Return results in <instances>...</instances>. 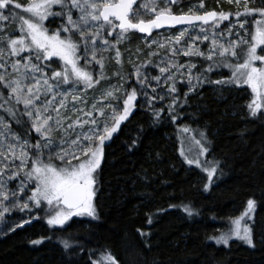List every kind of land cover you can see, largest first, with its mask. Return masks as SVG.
Instances as JSON below:
<instances>
[{
    "label": "snow or ice",
    "instance_id": "obj_1",
    "mask_svg": "<svg viewBox=\"0 0 264 264\" xmlns=\"http://www.w3.org/2000/svg\"><path fill=\"white\" fill-rule=\"evenodd\" d=\"M179 2L142 0L138 4L137 0H27L21 4L18 0H0V22L12 20L19 24L18 36H0V109L17 125L22 126L25 116L31 125L24 129L21 138L11 131L9 123L0 115V221L12 211L25 212L29 217L16 224L11 231L23 228L24 224L30 225L32 219H39L36 211L45 212L50 226L63 227L73 217L99 218L94 199L106 141H111L121 124L128 120L137 106L138 96L149 107L157 99H164V96L156 94V88H151L153 95L148 94L151 83L144 69L152 63L149 59L134 65L133 74L139 93L135 86L125 89L123 83L127 82V77L115 72L113 75L120 83L104 92L103 99H107L108 104L97 107L99 101H94L90 111L77 107V102L87 105L86 96H81L77 90L79 86L82 85L87 92L100 80L108 78L104 72L108 57L103 53L113 51L115 55L112 59L117 65L121 64V51L117 45L129 33L139 32L151 37L154 30L186 26L164 42L156 39L150 43L145 41L149 49L153 44L158 48L168 46L170 55L161 57L160 63L164 66L155 65L160 75L152 76L151 80L157 86L167 85L165 94L170 97L167 110L171 120L180 118L179 109L189 103V95H199L198 89L205 84L219 86L216 91L221 92L224 88L247 85L254 94L247 105L250 115L255 117L264 109V0L255 7H249L250 3L255 4V0H243V12L237 11L234 15L240 29H245L251 17L254 32L249 39L236 33L237 39L227 40L226 44L218 42V37H223L224 32L216 29L229 20L232 13L207 11L197 14L190 8L188 13L181 10V14H175L171 6ZM227 2L233 3V0ZM235 3L239 8L241 0H235ZM198 7L203 8V4ZM18 9H22L27 16L18 14ZM241 16L245 17L242 22L239 20ZM46 21L53 26L46 25ZM205 25H210V28L205 29ZM226 27L231 36L235 25ZM190 29H198L199 32L188 35L186 46H180ZM0 32H3L2 26ZM113 34L114 42L107 38ZM196 41H209L207 50L201 51L196 47ZM98 53L101 54L99 58ZM178 54L201 57L207 66L202 64L193 73L197 65L191 60L187 64H179L175 60ZM155 55L156 51L149 52L150 57ZM93 64L99 67L95 77L91 69ZM221 69H227L230 74L226 76ZM212 73L221 78L212 79ZM182 81L187 84L188 91L181 97L176 85ZM64 85L69 87L64 88ZM4 90H7V96ZM57 96L60 97L58 101ZM69 103L73 105V112H79L87 119L82 120L78 115L73 120L72 116L64 115L61 109L67 112ZM163 112V108H153V120L158 121ZM94 113H99V116ZM69 120L71 123L65 127ZM85 124L90 125L88 131L78 132L74 139L71 138L68 130L75 132L77 127L83 129ZM58 131L63 134L59 138L55 136ZM181 131L189 133L192 130L185 126ZM32 132L36 134L35 143L32 142ZM199 135L206 140L203 132ZM135 143L133 141L130 147H134ZM195 143L200 146L198 156L185 159L189 165L200 166L199 155L208 149L201 145V140H195ZM181 155H184L183 150ZM218 168L219 162L204 168L208 180L204 191L209 190ZM220 175H223L222 170ZM42 205L46 207L42 208ZM182 207L189 216L199 214L191 204H183ZM256 207L257 201L248 199L244 212L232 221L234 226L229 232L209 239L227 246L231 239L236 238L255 247L251 226L245 222L242 227L241 221L245 218L252 220ZM148 223H152L151 218ZM140 235L146 234L141 232ZM45 239L51 240V237L35 239L30 243L41 245ZM60 243L65 250L75 246L68 239H62ZM83 251V246H80V253ZM93 255L97 258L93 259ZM88 258L90 264H120L108 249L99 254L89 250Z\"/></svg>",
    "mask_w": 264,
    "mask_h": 264
},
{
    "label": "trees",
    "instance_id": "obj_2",
    "mask_svg": "<svg viewBox=\"0 0 264 264\" xmlns=\"http://www.w3.org/2000/svg\"><path fill=\"white\" fill-rule=\"evenodd\" d=\"M198 92L179 109L175 121L167 108L154 121L153 108L137 105L106 141L97 177L98 219L76 218L63 227L50 226L45 212L36 211L39 219L0 237V264H90L88 251L99 254L105 249L120 264H264V113L250 115L246 88L221 92L206 84ZM3 114L23 138L24 129L31 127L27 118L20 126ZM182 123L205 134L208 159L219 162L208 191L207 177L179 156ZM35 136L32 132L33 143ZM250 198L257 201L250 224L255 247L238 239L227 246L209 239L227 233ZM183 204H191L199 214L189 216ZM14 216L20 221L29 218L25 212ZM49 236L51 240L41 245L30 243ZM62 239L75 246L65 250Z\"/></svg>",
    "mask_w": 264,
    "mask_h": 264
},
{
    "label": "rangeland",
    "instance_id": "obj_3",
    "mask_svg": "<svg viewBox=\"0 0 264 264\" xmlns=\"http://www.w3.org/2000/svg\"><path fill=\"white\" fill-rule=\"evenodd\" d=\"M18 2H20L21 4H25L27 2V0H18ZM201 3L203 4V8L198 7V5ZM260 4H261V0H255V4L250 3L249 7H255V6H258ZM171 7H172L173 13H175V14H181V10L183 13H188L190 8H192L193 11H195L197 14H204L207 11H216L218 13L223 11L225 13H232L233 15H231L229 17V20L222 22L219 25L218 29H216L218 32H224L223 37H218L219 43H225L226 44L227 40L237 39L236 33H239V36L244 37L245 39H249L250 35L254 32L255 25L252 23L251 17L248 18L249 22L247 24H245V29H240L239 24L237 23V18L234 15L237 11L243 12V0H241L239 8L237 7L235 0H233V3H228L227 0H180L178 5H172ZM16 12L18 14L27 16V14H24L22 12V9H18V10H16ZM5 14H7V13H5ZM74 18H75V14H74ZM51 19L52 18L50 17L49 20H51ZM244 19H245L244 16H241L239 18V20L241 22ZM45 23H46V25H48L50 27L53 26V25H49L48 21H46ZM59 23H60V21L57 20V24H59ZM231 25H235V27H232V29H231L232 35L229 36L226 26L231 27ZM0 26L3 27V32H0V36L6 35V34L12 35V36H18L19 35V32H18L19 24L13 22L12 20L0 22ZM204 27H205V29H209L210 25H207ZM181 28H183V27H181ZM181 28L155 32L152 34L151 37L140 35V37L137 38V37H134L133 35H131V33H129L127 35V37L125 38V40L122 43H120L119 45H117V47H119V49L121 51V58H120L121 64L117 65L115 60L112 59V57L115 55V53L113 51L110 50L109 52L103 53V55L105 57H108V59L105 60V68H104V72L108 78L100 80V82L98 84H95L92 88H89L87 90V92H84L82 85L79 86L77 90L79 91L81 96H86L87 105L85 106V105L79 104L77 102V107L78 108H80V107L84 108V111H90L91 105L94 101H99V103L97 104V107H100L101 105L108 104L109 101L107 99H103L104 92L106 90H108L111 86L118 85L120 83L119 79L113 75V73H115V72H121L122 74H124L127 77V82L123 83V87L125 89L130 90L131 87L135 86V87H137V91L139 93V86L137 85L135 76L133 74L134 73V65L144 63L150 59L152 63L149 64L146 69H144L146 74L149 75V81L151 83V87L148 88V94H149V96L153 95L151 88H156V94H158L160 96H164V99L163 100L157 99L156 101H154L152 107H149L147 104H143L142 103V97L138 96L136 103L140 108H144V109H151L154 107L166 109L168 103L170 102V97L165 94L166 89H167V85L162 84L161 86H157V83L155 81H152L151 77L160 75L158 67H155V65L160 64V66H164L160 62H161V57H168L170 55L168 52V46H166L165 48H158L157 45L153 44L151 49H149L146 46L145 41L150 43L152 39H156L158 41L164 42V41H166L167 37L174 36ZM198 32H199L198 29H190L189 33L186 34L184 40L181 41L180 46H186L185 41L187 40L188 35H194V34H197ZM105 36H107V33H105ZM114 37H115V34H113L112 37H107V38L110 41L114 42ZM209 43H210L209 41H203L202 43H201V41H196L195 46L199 47L201 49V51H206ZM150 51H156L157 55L150 57L149 56ZM237 51L239 52V49ZM24 55H27V53H25ZM100 55L101 54L98 53V58ZM54 59H56V58H54ZM175 60L179 64H187L189 62V60H191L193 63H195L197 65V68L193 69V73L197 72L200 69L202 64L205 67L207 66V62L204 61L203 58H201V57H186V56H183L182 54H178L175 57ZM81 64H83V61H81ZM53 67H56V65H53ZM91 69L93 70L94 77L97 76L99 73V67L97 65L93 64V65H91ZM57 70H60V69L57 68ZM45 71H48V69H45ZM173 71H175V69H173ZM221 71L224 72L226 76L230 74L227 69H221ZM9 72H11L10 68H9ZM214 74H215L214 79L221 78V77L217 76L216 73H214ZM176 86L179 90L178 94L181 95V97L183 96L184 92L188 91V86L183 81L178 82ZM213 86L216 88L219 87V86H215V85H213ZM63 87L68 88L69 85H64ZM235 88H237V87H235ZM244 88L247 89V91H248L247 93H248L250 99L252 100L254 97V94L251 92V89L247 85H245L243 87H239V89H244ZM61 90H63V89H61ZM4 94H5V96H7V94H8L7 90H5ZM190 96H192V95H189V97ZM50 98L51 97H49V99ZM59 99H60V97L57 96V101ZM69 99H71V97H69ZM251 100H250V102H251ZM20 107L22 109V105ZM67 107H68L67 112H65L64 109H61V112L64 115L72 116L73 120L78 115L81 116L82 120L87 119V117L83 116L81 113L73 112L72 103H69ZM2 111L3 110L0 109V115L4 116V119L8 122V120L6 119V117ZM106 111H107V109H106ZM260 113H264V109H262ZM94 115L99 116V113H94ZM67 123H71V120L66 122L65 127L67 126ZM9 125H10V123H9ZM185 126L189 127L192 131L189 133H183L181 131V129ZM89 127H90V125L85 124L83 126V129L77 127L75 132H72L71 129H69L68 131H69V133H71V138L74 139L76 133L81 132V131L86 133L88 131ZM10 128H11V125H10ZM11 131L13 132L12 128H11ZM177 134H178L177 135L178 136L177 137L178 153H179L180 158L184 161V163L188 167H192V168L199 170L202 174H204L207 177V172L204 171V168L206 166L213 164V161L211 159H208V151H209V142L207 141L208 139L207 138H206V140L201 139L199 132L195 131V129L190 127L188 124H184V123H182L179 126ZM62 135L63 134L59 131L55 133V136L57 138H59ZM195 140H201V145H203L204 147H206L208 149V151L206 153H204L203 155H199L200 166H197L196 164L189 165L185 159V157H188L189 159H191V158L198 156V154L200 152V146L195 143ZM181 150H183L184 155H181ZM17 163H18V161H17ZM217 172H218V169H217ZM214 178H215V176L212 177V180ZM11 186L12 185H10V187ZM96 194H97V184H96ZM95 198H96V195H95ZM94 204H95V199H94ZM41 207L44 208L46 206L42 205ZM18 212L19 211H12L11 213L5 214L3 221H0V237H4L7 233L11 232V228L15 227L16 224L23 222V221H20V220L15 218L14 215H15V213H18ZM76 218L82 219V220L92 219L90 217H73L72 219H76ZM234 220L235 219H233L232 221H234ZM232 221L230 222V228L234 226L232 224ZM245 222H247L250 226L251 220H248L247 218H245V220L241 221L242 227L245 224ZM228 232H229V230H228ZM233 239H236V238H233Z\"/></svg>",
    "mask_w": 264,
    "mask_h": 264
},
{
    "label": "water",
    "instance_id": "obj_4",
    "mask_svg": "<svg viewBox=\"0 0 264 264\" xmlns=\"http://www.w3.org/2000/svg\"><path fill=\"white\" fill-rule=\"evenodd\" d=\"M141 1L142 0H137V3L141 2ZM197 23H200V22H197ZM211 23L212 22H210V25H211ZM205 26H207V25H205ZM181 27H186V26L177 25L175 28H172V29L165 28V29H160V30H154L153 33L164 31V30H173V29H177V28H181ZM134 33H138L139 35H142V36H147V34H143V33H139V32H134Z\"/></svg>",
    "mask_w": 264,
    "mask_h": 264
}]
</instances>
